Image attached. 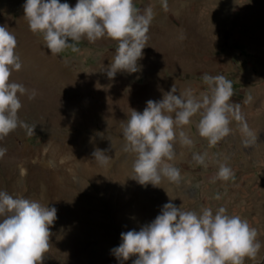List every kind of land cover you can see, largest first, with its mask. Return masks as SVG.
I'll use <instances>...</instances> for the list:
<instances>
[{
  "label": "rangeland",
  "instance_id": "374dc122",
  "mask_svg": "<svg viewBox=\"0 0 264 264\" xmlns=\"http://www.w3.org/2000/svg\"><path fill=\"white\" fill-rule=\"evenodd\" d=\"M134 2L141 11L152 6L155 14L133 73L109 78L102 72L115 55L114 39H82L78 52L52 55L31 31L46 53L38 69L14 70L12 79L46 91L26 98L19 110L21 120L36 125L35 134L17 127L0 139L7 149L0 157V189L57 208L42 264H118L110 249L120 243V233L154 219L170 199L197 212L223 205L246 219L257 229L260 248L244 264H264V0H168L166 11L161 0ZM23 3L0 0V24L29 29ZM205 73L232 81L231 100L240 103L256 143L244 145L232 121V132L209 146L193 117L184 126L193 144L177 141L171 161L181 171L180 183L163 178L159 186L139 184L132 172L135 154L123 148L122 125L132 109L142 111L173 84L177 95L187 87L205 91ZM249 95L252 100L244 103ZM97 147L110 156L107 164L92 156ZM194 152L207 154L205 165L193 160ZM221 163L231 167L234 179H214Z\"/></svg>",
  "mask_w": 264,
  "mask_h": 264
},
{
  "label": "clouds",
  "instance_id": "9594fccd",
  "mask_svg": "<svg viewBox=\"0 0 264 264\" xmlns=\"http://www.w3.org/2000/svg\"><path fill=\"white\" fill-rule=\"evenodd\" d=\"M166 11L168 0H161ZM24 16L30 31L42 36L52 55L66 49L78 52L82 39L95 42L108 37L117 41L110 64L103 68L109 78L117 72H136L147 45L149 26L154 17L152 6L143 11L134 0H24ZM17 38L6 25H0V139L17 127L35 134L36 125L19 118L21 96L34 98L38 89L29 88L11 79V73L22 68L16 52ZM207 89L195 94L191 87L179 91L172 85L159 100L148 99L142 111L132 109L122 125L123 148L134 153L133 178L141 185L159 186L163 178L174 183L183 179L171 161L175 145L191 146L193 140L186 125L198 116L196 131L216 145L232 132L230 124L238 122L242 142L256 143L257 136L249 126L238 102H233V84L223 74L202 76ZM252 100L249 95L244 103ZM99 135L104 136L103 133ZM6 148L0 147V157ZM206 153H193V160L205 165ZM94 159L107 164L105 149L95 148ZM230 166L221 163L214 179H234ZM57 219V208L37 199L13 195L0 189V264H42L50 247L51 225ZM257 229L238 214H231L223 205L215 210L203 207L199 212L185 210L168 200L160 212L139 228L120 233V243L110 249L123 264L135 256L132 264H244L245 257H254L260 248Z\"/></svg>",
  "mask_w": 264,
  "mask_h": 264
},
{
  "label": "bare ground",
  "instance_id": "6f19581e",
  "mask_svg": "<svg viewBox=\"0 0 264 264\" xmlns=\"http://www.w3.org/2000/svg\"><path fill=\"white\" fill-rule=\"evenodd\" d=\"M3 22H5V21H3ZM3 22L0 25H6V27H8L9 30L12 33H14L16 38H17L16 52L18 53V55L21 58L22 68L23 67H30V68L33 67V68L38 69L42 55L44 53H46V48L41 43L38 42V40L33 36L32 32L24 24H17V23H10V22L5 24ZM12 74L13 73H11V79L14 78L12 76ZM34 88L38 89V92L39 91H43V92L46 91V90H41L38 86H36ZM47 95H48V92H47ZM26 98H28L27 95L21 96L22 105H24L26 103V100H27ZM52 182H54V181H52ZM56 192H58V191H56ZM40 198H42V197H40Z\"/></svg>",
  "mask_w": 264,
  "mask_h": 264
}]
</instances>
